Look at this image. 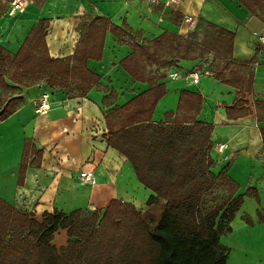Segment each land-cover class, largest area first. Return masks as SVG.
Masks as SVG:
<instances>
[{
    "label": "crops",
    "instance_id": "1",
    "mask_svg": "<svg viewBox=\"0 0 264 264\" xmlns=\"http://www.w3.org/2000/svg\"><path fill=\"white\" fill-rule=\"evenodd\" d=\"M254 11L264 16V5L255 6ZM97 16L119 27L126 24L139 44L163 32L186 37L199 19L231 31V66H239L245 77H252L251 89L218 80L213 74L212 67L218 60L213 53L206 54L210 63L204 57L181 59L165 67L146 65L153 80L137 81L120 65L132 47L108 30L101 58L86 62L87 68L99 75V81L85 95L68 94L66 89L40 82L23 88L22 104L0 121V199L31 213L38 221L44 212L54 210L102 212L113 199L145 211L152 192L137 179L126 157L108 146L105 115L151 84L164 83L166 92L155 106L152 121L163 122L166 112L175 111L182 91L200 95L201 109L196 119L212 126L210 156L215 166L211 171H225L238 185L234 196L242 195L230 230L219 237L220 244L229 249L225 264H264V143L260 134L264 120H257L255 109L257 103H264V45L260 48L259 41L264 37V22L239 0H159L157 4L148 0H0V47L15 54L32 26L39 19H47L49 55L70 57ZM184 16H191L193 21L186 22ZM195 69L211 74L201 75L193 83L186 74ZM171 71H177L178 76L168 77ZM7 83L14 85L9 80ZM43 93L49 94L50 107L38 112L36 106ZM238 98L245 101L244 107L250 112L229 118L227 109ZM26 143L42 155L39 166L30 164L33 156L29 157L19 185ZM219 145H223L221 151ZM81 172L91 175L92 182H81Z\"/></svg>",
    "mask_w": 264,
    "mask_h": 264
},
{
    "label": "trees",
    "instance_id": "2",
    "mask_svg": "<svg viewBox=\"0 0 264 264\" xmlns=\"http://www.w3.org/2000/svg\"><path fill=\"white\" fill-rule=\"evenodd\" d=\"M239 1L264 22V16L254 11L255 6L264 5V0ZM47 23V19H39L15 54L0 47V121L22 104L19 86L43 82L50 88L66 89L68 94L85 95L99 81V75L88 69L86 62L101 58L108 30L132 47L120 65L137 81L153 80L146 65L165 67L181 59L195 60L213 53L218 59L212 67L218 80L244 87L246 91L252 86L251 76L245 77L239 66H231L234 33L204 19H199L186 37L163 32L139 44L126 24L119 27L97 16L82 34L73 55L65 58L49 55L45 42ZM165 92L164 83H153L105 115L108 146L126 157L137 179L152 194L143 212L116 199L102 212H92L98 214V225L109 224L119 231L109 241L117 254L113 257L102 247L97 253L102 261L97 264L226 262L229 249L220 244L219 237L224 230H230L229 223L241 206L242 195L234 196L238 185L225 171L217 174L211 171L215 166L210 156L212 126L196 119L201 109L200 95L182 91L176 110L166 112L163 122L152 121L155 106ZM240 97H243L241 91ZM244 104L242 98L236 99L233 107L227 109V116L237 118L249 113ZM255 109L257 120H264V103H257ZM260 134L264 143V128ZM31 155L30 164L39 166L41 151L26 143L19 166V185L23 183ZM220 186L227 189L228 198L208 207L206 193ZM247 192L250 194L249 189ZM84 211L44 212L38 221L31 213L0 199V233L6 231L5 221H16L20 241L28 248L27 255L21 259L23 264H77L83 258L84 247L91 243L98 230L94 220L80 218ZM221 219L228 222L225 228L220 225ZM59 229L65 230L68 238L65 246L56 248L51 241Z\"/></svg>",
    "mask_w": 264,
    "mask_h": 264
},
{
    "label": "rangeland",
    "instance_id": "3",
    "mask_svg": "<svg viewBox=\"0 0 264 264\" xmlns=\"http://www.w3.org/2000/svg\"><path fill=\"white\" fill-rule=\"evenodd\" d=\"M208 55L205 56L206 63H210ZM35 85V84H34ZM32 86V85H31ZM30 87V86H28ZM24 86H19L20 91L23 88H28ZM19 91V92H20ZM229 194L225 187H216L210 189L205 196L206 205L208 207H212L214 205L220 204L228 198ZM138 211V210H137ZM93 210H86L82 212L79 216L84 217L87 221L92 222L95 221L96 227H98L97 233H95L94 238L91 243L84 247L82 251L83 258L77 264H97L101 263V259L98 258L97 253L100 248L103 247L106 251L109 252L113 257L117 254V249L113 248L109 241L112 238L117 237L119 231L114 229L112 225L109 224H99L98 214L93 215ZM15 222V223H14ZM6 231L4 233H0V264H23L21 259L23 256L27 255L28 248L26 245H23L20 241V232L17 230L16 221H5ZM220 225L225 228L228 225L225 219L220 220ZM234 227L237 228V223L233 221ZM100 226V227H99ZM8 227V228H7ZM13 227V229H11ZM226 231L224 230L223 234ZM67 235L65 230L59 229L53 236L51 243L59 248L61 246H65L67 242ZM226 240H228L226 238ZM234 244V240H230ZM229 241V242H230ZM115 254V255H114Z\"/></svg>",
    "mask_w": 264,
    "mask_h": 264
},
{
    "label": "built area",
    "instance_id": "4",
    "mask_svg": "<svg viewBox=\"0 0 264 264\" xmlns=\"http://www.w3.org/2000/svg\"><path fill=\"white\" fill-rule=\"evenodd\" d=\"M151 4H157L159 2V0H148ZM167 2L169 3H176L177 0H167ZM15 8L18 7V5H14ZM184 20L188 23L192 22L193 19L191 16H184ZM259 41H260V48L264 45V37H259ZM211 73L208 70H192L189 71L186 74V77L190 78L191 81L193 83L198 82L199 78L201 75H210ZM178 76V72L177 71H171L168 73V77L171 78H175ZM50 107V102H49V94L48 93H43L41 95V97L38 99V104L36 106V111L38 112H43L46 111L47 109H49ZM223 149V145H219L218 150L221 151ZM79 178L81 180V182L83 183H91L92 182V177L91 175L87 174L86 172H81L79 175Z\"/></svg>",
    "mask_w": 264,
    "mask_h": 264
}]
</instances>
